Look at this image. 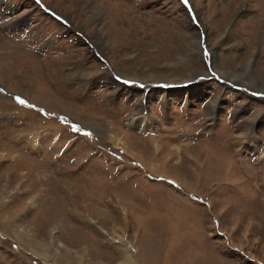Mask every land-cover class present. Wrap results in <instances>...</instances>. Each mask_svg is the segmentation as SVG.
<instances>
[{
  "label": "rangeland",
  "instance_id": "374dc122",
  "mask_svg": "<svg viewBox=\"0 0 264 264\" xmlns=\"http://www.w3.org/2000/svg\"><path fill=\"white\" fill-rule=\"evenodd\" d=\"M122 1L0 0V264H264V0Z\"/></svg>",
  "mask_w": 264,
  "mask_h": 264
},
{
  "label": "bare ground",
  "instance_id": "6f19581e",
  "mask_svg": "<svg viewBox=\"0 0 264 264\" xmlns=\"http://www.w3.org/2000/svg\"><path fill=\"white\" fill-rule=\"evenodd\" d=\"M126 78H127V77H126ZM158 81H160V80H158ZM164 82H165V83H168L167 81H164ZM169 82L172 83L173 81H169ZM181 82H182V81H181ZM181 82H179V83H181ZM143 97H144V96H143ZM133 117H134V116H133ZM135 119H136V118H135ZM135 119H132V118H131V120H129L130 122H128L129 125H132L133 120H135ZM135 125H136V124H135ZM125 257H126V258H125V262H126V261L129 262V260H130V258H131L132 256L130 257V254L127 252L126 255H125ZM128 259H129V260H128ZM130 261L133 262L132 259H131Z\"/></svg>",
  "mask_w": 264,
  "mask_h": 264
},
{
  "label": "crops",
  "instance_id": "0c3cea01",
  "mask_svg": "<svg viewBox=\"0 0 264 264\" xmlns=\"http://www.w3.org/2000/svg\"><path fill=\"white\" fill-rule=\"evenodd\" d=\"M125 1H126V0H125ZM125 1H124V2H125ZM121 2H123V1L121 0ZM122 4H123V3H122ZM128 5H129V4H128ZM64 54H65V53L63 52V55H64Z\"/></svg>",
  "mask_w": 264,
  "mask_h": 264
},
{
  "label": "snow or ice",
  "instance_id": "6c2138e0",
  "mask_svg": "<svg viewBox=\"0 0 264 264\" xmlns=\"http://www.w3.org/2000/svg\"><path fill=\"white\" fill-rule=\"evenodd\" d=\"M185 3H187V0H185ZM21 103H23V101H21Z\"/></svg>",
  "mask_w": 264,
  "mask_h": 264
},
{
  "label": "flooded vegetation",
  "instance_id": "af4514ba",
  "mask_svg": "<svg viewBox=\"0 0 264 264\" xmlns=\"http://www.w3.org/2000/svg\"><path fill=\"white\" fill-rule=\"evenodd\" d=\"M257 96V95H256Z\"/></svg>",
  "mask_w": 264,
  "mask_h": 264
}]
</instances>
